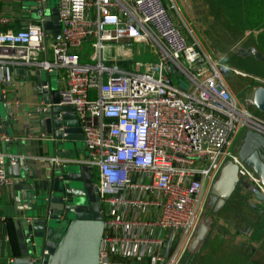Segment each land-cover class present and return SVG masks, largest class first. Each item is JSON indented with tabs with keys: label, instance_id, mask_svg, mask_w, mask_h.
Segmentation results:
<instances>
[{
	"label": "built area",
	"instance_id": "built-area-1",
	"mask_svg": "<svg viewBox=\"0 0 264 264\" xmlns=\"http://www.w3.org/2000/svg\"><path fill=\"white\" fill-rule=\"evenodd\" d=\"M41 2L37 22L0 31V62L10 57L47 73L66 70L59 104L72 106L82 130L88 157L80 162L96 169L104 224L111 231L136 224L147 234L154 228L175 232L178 247L169 259L160 240L146 235L144 243L159 248L150 264H178L195 235L203 190L226 161L264 194L257 175L227 150L240 127L264 136V120L250 111L252 93L240 102L224 78L228 70L248 74L211 59L187 26L189 36L173 23L163 0H58L59 37L50 44L52 57L41 60L40 53L47 52ZM85 40L91 41L92 63L80 62ZM140 43L153 59L134 62L140 70L129 69L132 46ZM9 77L0 64V82ZM253 79L258 82L253 90L264 87L263 78ZM11 139L0 125V142ZM19 157L0 152V188L14 183L8 167ZM50 161L60 163L57 157ZM133 239L104 234L98 263L123 264ZM46 254L43 250L36 261L43 264Z\"/></svg>",
	"mask_w": 264,
	"mask_h": 264
},
{
	"label": "water",
	"instance_id": "water-1",
	"mask_svg": "<svg viewBox=\"0 0 264 264\" xmlns=\"http://www.w3.org/2000/svg\"><path fill=\"white\" fill-rule=\"evenodd\" d=\"M41 1L45 19L43 28L49 29L55 25V37L58 38L60 30L57 5L50 8L47 7L48 0ZM247 54H252L264 62V55L254 48L247 50ZM39 76L38 70L36 90L43 105L35 114V124L39 126L38 132L47 144L51 157L69 159L72 157L70 148L74 143L83 140L82 130L72 106L59 104L58 90L52 88L50 75L42 81H39ZM252 97L255 107L264 112V87L255 88ZM2 100L0 95V102ZM262 150L264 136L250 131L243 138L238 156L257 175L264 187ZM19 161L17 158V162L8 167L9 175L16 178L20 177L22 164L27 165L26 161ZM72 162L63 161L57 164L50 161L42 175L33 173L31 179H15V201L20 203L19 212L22 215L18 221L23 239L20 246L22 249L28 248L30 255L33 248H39L41 253L47 250L43 264H99L98 251L104 221L102 205L89 171L84 172L83 167H74L75 162ZM238 182L237 165L230 160L226 161L210 190L211 201L216 203V207L229 199ZM70 213L73 215L71 218ZM65 220L67 225L62 228L61 223ZM207 230L205 223L199 224L188 251L193 252L197 248Z\"/></svg>",
	"mask_w": 264,
	"mask_h": 264
},
{
	"label": "crops",
	"instance_id": "crops-1",
	"mask_svg": "<svg viewBox=\"0 0 264 264\" xmlns=\"http://www.w3.org/2000/svg\"><path fill=\"white\" fill-rule=\"evenodd\" d=\"M47 7L52 8L54 5H49L50 0H48ZM192 5V10L197 16L202 17L203 6L213 7L212 15L208 14L205 21H216L217 23H223L222 16L228 15L227 11L233 10V6L236 5H247L248 0H190ZM38 7V2L34 0H0V19H4L3 24L0 23V31H17L30 23L37 22L36 9ZM238 11V10H237ZM247 9L243 14L241 19L242 23L246 22ZM229 17V15H228ZM201 19V18H200ZM226 21H229L225 18ZM264 19H262L263 21ZM176 25V24H175ZM257 25V24H255ZM179 26V25H177ZM219 26V25H218ZM224 27V26H223ZM237 25L233 23L229 25L223 32L218 31V37H224L227 39L225 45L239 46L237 51L241 55L247 54V50L254 48L258 50L253 44L248 43V37L251 34L250 29H246L243 33L239 29H235ZM225 28V27H224ZM222 29V28H219ZM259 30V29H257ZM56 27L52 25L49 29H44L46 35L47 52H42L39 55V59H45L47 57H52V50L50 44L57 38L55 37ZM263 36L264 31H260L257 36ZM194 36V35H193ZM3 47H0V53ZM260 53L261 51L258 50ZM51 57H50V53ZM139 53H141L139 51ZM264 55V53H261ZM5 69L9 73V80L6 83L0 82V95L3 100L1 103L4 107V114L0 111V125L5 133H7L12 139L9 143L0 142V152H7V150H12V148L17 149L16 155H19V159L26 161L27 165L20 167L19 174L20 177L14 178V183L0 188V264H37L36 259H34L28 252L29 249H22L20 246L18 250L13 249L10 239V231H15L19 243L23 240L18 221L21 220L22 215H20L19 208L20 203L16 200V180H27L31 179L33 173L42 175L46 168L49 166L51 155L48 152L47 144L43 140V137L38 132L39 126L35 124L36 116L39 108H42L43 100L37 95L36 84L37 71L38 69L32 65L23 62L22 60L13 58H4L1 60ZM60 69L53 70L47 73L46 76L62 74ZM40 71V70H39ZM43 71V70H41ZM41 71L39 76V81L45 80L41 77ZM66 76V70L64 69ZM227 73V72H224ZM61 79V78H60ZM60 81L57 78L59 90L63 86L64 81ZM43 88V87H42ZM44 107V106H43ZM264 120V118H262ZM246 133L251 130L246 129ZM252 132V131H251ZM6 150V151H4ZM264 156V150H262ZM72 156L69 159L58 158L59 162L62 161H74L73 166L83 167V171H89L90 177L93 180L92 171L81 161L86 160L88 157L87 151L84 147L83 141L74 143V146L69 150ZM49 161V162H48ZM82 169V168H81ZM25 176V177H24ZM242 188L251 193V202L256 209L261 211L264 209V194L261 193L253 184L246 182L241 179ZM237 185V184H236ZM236 187V186H235ZM124 229V230H123ZM125 232V234H124ZM111 233L114 235L125 236L126 238L133 237V241L128 243V255L123 260V264H150L152 262L153 255L159 251V248H154L152 243H144V238L146 235H150L153 239L160 240L162 249L166 252V257L171 258L177 247H178V235L172 231H162L158 228H154L151 232H146L139 228V225L121 226L117 225L115 230L111 231V228L104 224L103 222V234ZM201 243V242H200ZM160 245V246H161ZM199 245V244H198ZM189 247V246H188ZM187 247V249H188ZM198 247V246H197ZM186 249V250H187ZM185 250V251H186ZM184 251V252H185ZM184 252L182 254H184ZM182 256V255H181ZM164 262L163 264H165Z\"/></svg>",
	"mask_w": 264,
	"mask_h": 264
},
{
	"label": "rangeland",
	"instance_id": "rangeland-1",
	"mask_svg": "<svg viewBox=\"0 0 264 264\" xmlns=\"http://www.w3.org/2000/svg\"><path fill=\"white\" fill-rule=\"evenodd\" d=\"M57 1L50 0L49 5H54ZM202 1L209 2L208 0ZM163 3L173 23L179 25L189 36L187 26L211 59L217 60L224 67L233 68L248 74L247 77H241L228 70L224 74V78L230 90L240 102H242L243 98L250 96L253 87L258 85V82L253 78L264 79V62L255 58L252 54L247 56L239 54L237 52L240 48L239 46L225 45L227 39L218 37V31L223 32L224 29L233 23L237 25L235 29H239L242 33L246 29H250L251 34L248 37V43L253 44L261 53H264V35L257 36L260 31H264V20L262 21L264 19V0H248V4L245 6H233L232 12L226 10L229 17L227 14L222 16L223 23L205 21L208 14L213 16V7L203 6L202 8L206 11H203L204 15L200 17L192 10L190 0H172V2L163 0ZM171 3H174L175 7L170 8L169 5ZM245 8L247 9V19L245 23H242L241 19ZM225 18L228 20L230 18V20L226 21ZM90 43V40H85L78 49L81 63L93 62L88 58V54L92 52ZM132 48L134 54L127 60L129 69L140 70L139 67L134 65V62L145 64L152 61L153 54L145 44H134ZM138 50L141 53L138 54ZM112 55H115V52L107 53L106 56L110 58ZM60 70L63 73L59 74V76H50V83L54 89L59 87L57 78L60 81L66 78L64 69ZM141 70H143L142 67ZM41 77L46 79L45 71H41ZM0 111L5 116L1 102ZM250 111L256 116L264 118V112L259 111L256 107H250ZM246 131V128L240 127L233 136L232 142L227 148L231 154L238 155ZM16 151V148H12V150H7V152L3 153L16 154ZM5 160L7 162V157H5ZM95 171L93 169V172ZM93 172L92 178L94 179ZM214 180L210 185L205 186L202 194V213L198 226L201 223H205L208 230L204 239L194 250L197 253L196 264H264V209L261 211L250 204L252 203L250 201L251 193L242 188L241 178H239V182L229 199L216 207V203L209 200ZM72 216L70 213L69 218ZM66 225L67 220L62 221L61 227L64 228ZM40 254L41 250L39 248H33L31 256L34 259H37Z\"/></svg>",
	"mask_w": 264,
	"mask_h": 264
},
{
	"label": "trees",
	"instance_id": "trees-1",
	"mask_svg": "<svg viewBox=\"0 0 264 264\" xmlns=\"http://www.w3.org/2000/svg\"><path fill=\"white\" fill-rule=\"evenodd\" d=\"M119 65L121 68H125L126 63L125 62H119ZM10 239H11V244L13 246V249L18 250L20 247V243L17 239V235L15 231L11 230L10 231ZM196 252H190L188 249L184 252V255L182 256V259L179 261L180 263L178 264H196Z\"/></svg>",
	"mask_w": 264,
	"mask_h": 264
},
{
	"label": "flooded vegetation",
	"instance_id": "flooded-vegetation-1",
	"mask_svg": "<svg viewBox=\"0 0 264 264\" xmlns=\"http://www.w3.org/2000/svg\"><path fill=\"white\" fill-rule=\"evenodd\" d=\"M263 152V151H262ZM93 182H95V178L93 179ZM209 194V193H208ZM209 200L211 201V195L209 194Z\"/></svg>",
	"mask_w": 264,
	"mask_h": 264
}]
</instances>
